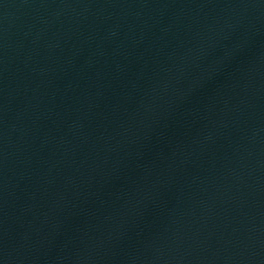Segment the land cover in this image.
Instances as JSON below:
<instances>
[{
    "label": "water",
    "instance_id": "obj_1",
    "mask_svg": "<svg viewBox=\"0 0 264 264\" xmlns=\"http://www.w3.org/2000/svg\"><path fill=\"white\" fill-rule=\"evenodd\" d=\"M0 264H264V0H0Z\"/></svg>",
    "mask_w": 264,
    "mask_h": 264
}]
</instances>
